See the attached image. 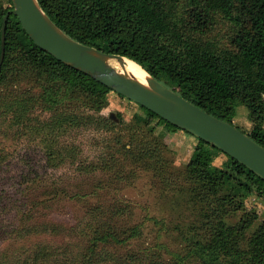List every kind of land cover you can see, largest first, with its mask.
Segmentation results:
<instances>
[{
  "label": "trees",
  "instance_id": "obj_1",
  "mask_svg": "<svg viewBox=\"0 0 264 264\" xmlns=\"http://www.w3.org/2000/svg\"><path fill=\"white\" fill-rule=\"evenodd\" d=\"M38 2L72 38L136 61L156 79L217 117L237 125L236 106L245 105L253 127L251 131L240 129L264 146V0ZM12 8V0H0V58L3 19ZM222 21L227 23L228 45L210 36ZM10 75L16 81L28 77L42 91L34 99L21 92L9 106L16 114L22 112L17 119L30 107L26 100L40 102L51 112L40 130L44 129L53 166L68 159L75 163V154L57 148L59 136L69 127L105 130L118 126L101 114L108 105L104 96L114 90L38 47L15 14L10 15L6 27L0 80ZM138 106L142 112L119 127L137 136L134 149L127 152L140 149L133 156L141 155L147 162V157H152L156 164L167 162V158L156 157V147H146L144 132L153 129L154 121L163 126L166 136L182 129ZM195 138L198 142L193 155L183 175H177L189 182L183 193L188 192L186 202L197 215L198 223L191 228L194 234L189 236L191 247L205 264H264V220L254 227L259 216L244 210L250 195L264 202V180L217 147ZM125 145L121 143V147ZM113 151L111 157L117 160L120 147ZM219 156H225L222 165L215 163ZM159 169L166 170V164ZM238 215V221H229Z\"/></svg>",
  "mask_w": 264,
  "mask_h": 264
},
{
  "label": "rangeland",
  "instance_id": "obj_2",
  "mask_svg": "<svg viewBox=\"0 0 264 264\" xmlns=\"http://www.w3.org/2000/svg\"><path fill=\"white\" fill-rule=\"evenodd\" d=\"M227 32L222 21L210 36L228 45ZM12 77L0 80V264L206 263L189 240L197 222L185 199L188 192L183 193L189 182L185 176L177 177L183 175L198 142L193 135L177 130L166 136L154 121L153 129H143L146 147H156V157L167 158L168 163L133 156L140 149L127 151L134 149L137 136L119 127L142 109L110 91L101 114L118 126L69 127L59 136L57 148L75 154V163L68 159L53 166L44 129L40 130L51 112L40 102L26 100L30 107L17 119L22 112L16 114L9 106L21 92L34 99L42 91L28 77L17 81ZM234 120L239 128L251 131L253 122L245 105L236 106ZM119 147L116 160L111 155ZM223 157L215 163L222 165ZM165 164L166 170H158ZM244 210L259 216L254 227L264 220L261 199L250 195Z\"/></svg>",
  "mask_w": 264,
  "mask_h": 264
},
{
  "label": "water",
  "instance_id": "obj_3",
  "mask_svg": "<svg viewBox=\"0 0 264 264\" xmlns=\"http://www.w3.org/2000/svg\"><path fill=\"white\" fill-rule=\"evenodd\" d=\"M12 2L13 8L5 14L2 24L0 70L5 56L8 19L15 14L34 43L57 60L217 147L264 180V146L248 133L194 104L149 74L139 63L146 73L143 79L129 72L126 60L130 58L105 52L72 38L53 21L38 0Z\"/></svg>",
  "mask_w": 264,
  "mask_h": 264
},
{
  "label": "bare ground",
  "instance_id": "obj_4",
  "mask_svg": "<svg viewBox=\"0 0 264 264\" xmlns=\"http://www.w3.org/2000/svg\"><path fill=\"white\" fill-rule=\"evenodd\" d=\"M126 68L129 72L135 74L139 78L143 79L145 77V71L142 69V67L136 63L135 61L131 59L126 60Z\"/></svg>",
  "mask_w": 264,
  "mask_h": 264
}]
</instances>
